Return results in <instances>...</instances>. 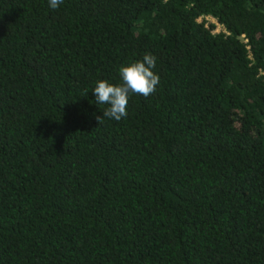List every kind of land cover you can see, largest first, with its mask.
<instances>
[{
  "label": "trees",
  "instance_id": "16d2710c",
  "mask_svg": "<svg viewBox=\"0 0 264 264\" xmlns=\"http://www.w3.org/2000/svg\"><path fill=\"white\" fill-rule=\"evenodd\" d=\"M0 264H264V0H0Z\"/></svg>",
  "mask_w": 264,
  "mask_h": 264
},
{
  "label": "clouds",
  "instance_id": "9594fccd",
  "mask_svg": "<svg viewBox=\"0 0 264 264\" xmlns=\"http://www.w3.org/2000/svg\"><path fill=\"white\" fill-rule=\"evenodd\" d=\"M64 0H49V7L57 9ZM156 57L146 53L142 60L135 61L119 68L121 83L116 85L107 80L97 81L93 89L95 102L108 105L103 111V117H97V122L103 118L120 121L128 115L127 107L132 95H141L148 98L154 94L160 84V77L153 71Z\"/></svg>",
  "mask_w": 264,
  "mask_h": 264
},
{
  "label": "built area",
  "instance_id": "2783aa9c",
  "mask_svg": "<svg viewBox=\"0 0 264 264\" xmlns=\"http://www.w3.org/2000/svg\"><path fill=\"white\" fill-rule=\"evenodd\" d=\"M199 23H203L206 29H210V25H213L214 28L211 29V34L217 35L219 33L228 34L225 28L220 25L214 18L209 16H202L197 20Z\"/></svg>",
  "mask_w": 264,
  "mask_h": 264
}]
</instances>
